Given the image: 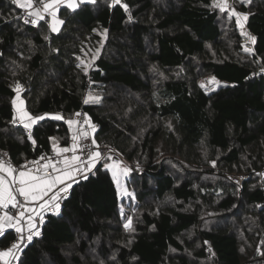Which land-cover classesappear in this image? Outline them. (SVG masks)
<instances>
[{"label": "trees", "instance_id": "1", "mask_svg": "<svg viewBox=\"0 0 264 264\" xmlns=\"http://www.w3.org/2000/svg\"><path fill=\"white\" fill-rule=\"evenodd\" d=\"M121 2L128 13L111 0L60 7L53 34L48 17L26 27L12 0H0V149L21 164L53 152L49 137L67 147L66 121L82 109L97 144L143 166L127 179L132 231L100 163L16 264H264V0L233 2L249 13L254 44L211 0ZM97 49L85 75L77 57L88 63ZM206 76L226 86L207 94L198 85ZM17 82L32 115L63 117L34 126L35 144L11 123ZM89 96L100 103L83 104ZM232 175L247 178L238 186ZM13 239L6 230L0 251Z\"/></svg>", "mask_w": 264, "mask_h": 264}, {"label": "snow or ice", "instance_id": "2", "mask_svg": "<svg viewBox=\"0 0 264 264\" xmlns=\"http://www.w3.org/2000/svg\"><path fill=\"white\" fill-rule=\"evenodd\" d=\"M239 2L244 6H248L252 0H239ZM12 3L21 9L27 10V15L18 17L23 19L25 24L31 23V25L37 26L39 21L45 20L46 16H50L51 22L48 24V27L52 33H58L60 26L64 24V21L57 16V9L60 6H66L68 9L75 11L79 5L85 3L95 4L96 0H12ZM113 5H120L126 13L129 12L128 5L122 3L121 0H111L109 8L113 7ZM210 7L213 9L218 8L221 13L227 12L229 18L235 17V23L241 29V35L246 36L253 44L255 43L256 37L245 30L249 13L237 11L235 7L228 3V0H212ZM29 17H32V19L29 20ZM128 19H132L130 14ZM106 32L107 30L104 31L102 36L106 35ZM44 39L48 40L49 36L45 35ZM102 47L103 39L101 40ZM243 51L249 55L255 54L254 50L249 47H243ZM99 52L100 49H97L96 54L90 58L88 63L77 57V60H80L77 67L81 68L85 75L88 74V70L97 59ZM219 83L215 77H210L207 81V84L211 85L219 86ZM200 87L205 89L206 93L209 91L205 82H202ZM21 90V85L17 82L13 89L16 95L12 100L14 113L11 123L15 125L19 122L28 132V139L35 144L32 136L34 126L46 118L62 120L63 117L60 114L49 113L32 115L26 109L20 97ZM211 90L214 91L215 88ZM100 101L101 98L99 96H89L84 98L83 104H99ZM75 115L81 116V113H75ZM66 123L70 130L73 124L76 123H80L81 127L78 133L72 135L70 147H57L55 138L49 137V140L53 142L55 159L42 156L40 159L45 160V163L41 164L40 161L33 160L29 161L28 164L35 167H29L28 164H25L21 165L19 169L13 167L9 161L0 159V237L6 235V229H14L17 234V238L12 245L7 250L0 251V262H3V264H10L9 258L14 259L16 253L22 251L23 247L41 235L38 225L44 223V212L47 208H53L55 213L58 214L61 201L70 195V189H72L73 184H78L81 180H87L89 173L94 175L93 169L99 171L97 164L100 161H112L111 164H103V167L112 173V178L117 185L118 192L123 188L120 177L121 175L127 176L130 170L126 166L121 167V161L115 160L107 153H102L100 145L97 144L94 137L91 139L92 148L87 157L81 158L85 150L88 149V145L79 143L82 137L86 139L89 135L88 131L84 129V125H87V128L91 129L93 133L96 130V125L91 123L86 114L82 122L69 119ZM109 151L112 150L109 149ZM69 152L72 153L70 157H64L62 160L58 159ZM211 163L215 166V161ZM61 164H63V167H61ZM258 175L264 176V173H259ZM9 208L16 211L12 213L9 211ZM131 223V217H129L128 221L124 224L126 231L133 230ZM209 251L211 252V248H209Z\"/></svg>", "mask_w": 264, "mask_h": 264}, {"label": "built area", "instance_id": "3", "mask_svg": "<svg viewBox=\"0 0 264 264\" xmlns=\"http://www.w3.org/2000/svg\"><path fill=\"white\" fill-rule=\"evenodd\" d=\"M16 6V5H15ZM17 7V6H16ZM17 9L20 11V15H19V17H21V16H25V15H27V10L26 9H21L20 7H17ZM30 19H32V17H29V20ZM20 21H21V23L24 25V26H26V27H32V28H36L37 26H33V25H31V23H28V24H25L24 23V20L23 19H20ZM42 21V20H41ZM41 21H39L38 22V24L41 22ZM77 113H81V116H76V115H74V120L75 121H78V122H82L83 121V119H84V115H85V113H84V111L82 110V109H80ZM15 127H19V128H22L24 131H25V133L28 135V132L23 128V126L19 123V122H17L15 125H14ZM80 127H81V125H80V123H76L75 124V127L74 128H72L71 130L69 129V136H70V138H69V145L67 146V147H70L71 146V144H72V135L73 134H76V133H78L79 132V130H80ZM84 129L85 130H87L88 131V138H81L80 139V141H79V143L80 144H82V145H88V149L87 150H85V152L82 154V156H81V158L83 159V158H86L87 157V155H88V153H89V151L91 150V148H92V146H91V139L93 138V132L91 131V129H88L87 128V125H84ZM96 129H97V126H96ZM105 146H107V147H105ZM109 149H111L112 151H109ZM100 151L102 152V153H107L108 155H110V156H112L115 160H118V161H121V164H126L127 166H133V164H135V163H133L132 161H128V160H126L115 148H113V147H111V146H109V145H106V144H100ZM4 154H7V155H4ZM79 154V153H78ZM72 155V153L71 152H69V153H66V154H64V156L63 157H59L58 159H63L64 157H70ZM50 157V158H56L55 157V153L54 152H51V153H42L37 159H35V160H38V161H40V163L41 164H43V163H45L46 161L45 160H41L40 158L41 157ZM0 159H3V160H6V161H9L11 164H12V166L13 167H15V168H17V169H19L20 168V166L21 165H25V164H28V162L29 161H33V160H28V161H26V162H24V163H21V164H16V163H14L10 158H9V155H8V153L6 152V151H4V150H1L0 149ZM104 162H107L108 164H111L112 163V161H110V160H102V161H100L98 164H100V163H104ZM62 165L63 164H61V167H62ZM28 166L29 167H35L34 165H31V164H28ZM134 167V166H133ZM260 173H264V171H261ZM89 175H91V173H89L88 174V176ZM261 178H262V176L261 175H259ZM228 178H229V180H231L232 182H234V183H236L238 186H241L242 185V183H243V181L247 178L246 176H243V175H232L231 177L230 176H228ZM82 181V180H81ZM80 181V182H81ZM73 185H75V184H73ZM71 190V189H70ZM69 196V195H68ZM67 196V197H68ZM22 199V198H21ZM63 201H64V199L61 201V205H62V203H63ZM9 211L10 212H12V213H14L16 210L15 209H11V208H9ZM50 214H56L55 213V210L53 209V208H51V207H49V208H47V210L44 212V220H45V217L47 216V215H50ZM39 226V228H40V231H41V228H42V225H38ZM6 230H10V231H13L14 232V239L10 242V245H9V247L12 245V243L16 240V238H17V234H16V232H15V230L14 229H6ZM28 245V244H27ZM8 247V248H9ZM26 247V246H25ZM22 249H24V247L22 248ZM21 253V251L20 252H18V253H16V257L13 259V258H9L10 259V264H16V262H17V259H18V256H19V254ZM0 264H3V262H0Z\"/></svg>", "mask_w": 264, "mask_h": 264}, {"label": "rangeland", "instance_id": "4", "mask_svg": "<svg viewBox=\"0 0 264 264\" xmlns=\"http://www.w3.org/2000/svg\"><path fill=\"white\" fill-rule=\"evenodd\" d=\"M212 1V0H211ZM235 1H239V0H228V3L230 4V5H232L233 7H234V3L233 2H235ZM236 3V2H235ZM67 8V7H66ZM77 9V8H76ZM218 9V8H217ZM70 11H73V10H71V9H69ZM58 9H57V16H58ZM224 16H225V19L226 20H228L229 21V16H228V14H227V12H225L224 13ZM46 17H48V24L51 22V17L50 16H46ZM59 18V17H58ZM231 18H234L235 19V17H231ZM235 21V20H234ZM61 28H62V26H60V30H61ZM238 29V31L239 32H241V29L238 27L237 28ZM50 30V29H49ZM228 30H227V26H225V33L227 32ZM59 33V32H58ZM53 34H57V33H53ZM244 47H249V48H252V46H251V43L250 42H248V43H244ZM210 77H212V76H206V77H203L202 79H200L199 81H198V85L200 86V84L202 83V82H205L206 83V86H207V88L209 89V91L207 92V94H211V93H213V92H215V91H217L219 88H221V87H224V86H226V84H223L222 82H220L219 83V86H217V85H211V84H207V81H208V79L210 78ZM217 80V79H216ZM218 81V80H217ZM201 88V87H200ZM212 88H215V90L214 91H212L211 89ZM202 89V88H201ZM205 93H206V91H205V89H202ZM75 127V124L72 126V128H74ZM71 128V129H72ZM105 163H107V162H104V164ZM133 163H135V164H133V166L131 167H129V166H127L126 164H121V167H124V166H126L129 170H130V172H129V174L127 175V176H123V175H121V177H120V180H121V183L123 184V188H121L120 190H119V192H118V189H117V185H116V183H115V185H116V189H117V192H118V197H119V199L122 201V200H124V201H126V203L122 206V207H120V214H121V218H122V220H123V227H124V224L128 221V218L129 217H131V219L133 218L132 216H134L133 215V213L134 212H136V210L133 208L132 209V207L135 205V203H131V201H129V199L131 198V193L128 191V189H127V179L130 177V175L132 174V173H142L143 172V166L141 165V164H138L137 162H133ZM142 166V167H141ZM209 169H212V170H214V172H215V167L211 164V166H210V168H208V170ZM202 170V169H201ZM110 172V171H109ZM215 173H219L217 170H216V172ZM110 175H111V177H112V173L110 172ZM231 177V176H230ZM260 178V177H259ZM113 179V178H112ZM204 180H205V177L203 178ZM206 181V180H205ZM208 181H212V179H210V180H208ZM208 181H206V183L208 182ZM124 201H122V202H124ZM199 264H202V262L200 261L199 262Z\"/></svg>", "mask_w": 264, "mask_h": 264}, {"label": "crops", "instance_id": "5", "mask_svg": "<svg viewBox=\"0 0 264 264\" xmlns=\"http://www.w3.org/2000/svg\"><path fill=\"white\" fill-rule=\"evenodd\" d=\"M60 7H66V6H60ZM60 7H59V8H60ZM59 8H58V9H59ZM72 120H74V117H73ZM74 121H75V120H74ZM67 125H68V124H67ZM73 125H74V124H73ZM68 128H69V126H68ZM97 165H98V164H97ZM62 167H63V165H62ZM93 170H94V169H93ZM69 182H70V181H69ZM114 184H115V183H114ZM115 186H116V185H115Z\"/></svg>", "mask_w": 264, "mask_h": 264}]
</instances>
